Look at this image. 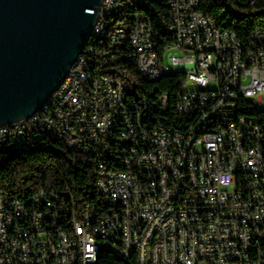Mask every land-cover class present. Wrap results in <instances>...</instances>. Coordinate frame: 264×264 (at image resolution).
Returning <instances> with one entry per match:
<instances>
[{"label":"built area","instance_id":"obj_1","mask_svg":"<svg viewBox=\"0 0 264 264\" xmlns=\"http://www.w3.org/2000/svg\"><path fill=\"white\" fill-rule=\"evenodd\" d=\"M166 2L171 44L160 51L152 17L128 13L121 22L131 0H102L55 91L28 116L0 125V150H38L53 140L91 155L99 194L94 202L0 191V264H97L102 251L137 264H264V26L245 50L199 11V0ZM172 48L181 52L167 58ZM123 60L151 81L185 75L178 127L149 128V101L129 96L135 89L120 75ZM242 98L257 115L240 114ZM159 101L169 108L167 94Z\"/></svg>","mask_w":264,"mask_h":264},{"label":"trees","instance_id":"obj_2","mask_svg":"<svg viewBox=\"0 0 264 264\" xmlns=\"http://www.w3.org/2000/svg\"><path fill=\"white\" fill-rule=\"evenodd\" d=\"M167 0H131L132 8L125 7L118 18L125 22L128 13L134 16L146 12L152 17L158 32L160 51L171 44L170 30L173 10ZM199 11L211 17L218 29L234 32L245 50L251 48L254 33L264 26V0H199ZM133 12H132V11ZM118 20V21H120ZM132 22V20H128ZM103 51L106 45L97 44ZM106 52L119 54L110 47ZM90 65L92 62L88 59ZM127 71L120 72L125 87L135 89L129 96L141 99L147 97L149 109L146 111L149 128L155 126L173 127L176 105L180 93L184 90L183 73L166 75L158 81H151L141 74L135 62L122 61ZM120 65H117L121 67ZM169 97V108L160 104L162 95ZM240 114L257 115L252 101L242 98L239 102ZM97 165L91 155L70 151L63 144L48 140L46 146L38 150L6 151L0 150V191L21 199H29L39 191L68 192L78 201L92 199L97 201L95 176ZM97 264H137L135 256L131 259L118 257L111 251H102Z\"/></svg>","mask_w":264,"mask_h":264},{"label":"water","instance_id":"obj_3","mask_svg":"<svg viewBox=\"0 0 264 264\" xmlns=\"http://www.w3.org/2000/svg\"><path fill=\"white\" fill-rule=\"evenodd\" d=\"M102 0H0V125L28 116L67 76Z\"/></svg>","mask_w":264,"mask_h":264},{"label":"rangeland","instance_id":"obj_4","mask_svg":"<svg viewBox=\"0 0 264 264\" xmlns=\"http://www.w3.org/2000/svg\"><path fill=\"white\" fill-rule=\"evenodd\" d=\"M181 52L179 49H169L166 51V57L169 58L170 54Z\"/></svg>","mask_w":264,"mask_h":264}]
</instances>
